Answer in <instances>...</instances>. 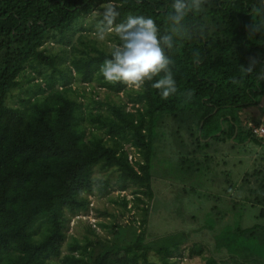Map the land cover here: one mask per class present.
Returning <instances> with one entry per match:
<instances>
[{
    "label": "trees",
    "instance_id": "trees-1",
    "mask_svg": "<svg viewBox=\"0 0 264 264\" xmlns=\"http://www.w3.org/2000/svg\"><path fill=\"white\" fill-rule=\"evenodd\" d=\"M173 0H0V264H49L60 257L71 215L89 210L88 194L96 189L103 195L107 180L93 178L94 166L118 171L124 190H134V207L153 196L151 163L154 156L152 137L156 115L188 119L191 137L225 135L231 144L264 143L252 128L242 126L239 112L258 105L264 98V0H202L199 13L189 14L186 24L191 35L178 40L167 50L177 92L162 99L153 81L140 90L126 83H110L100 72L119 39L115 24L107 29L110 50L87 44L76 48L71 57L74 80L88 83L95 79L126 100L113 105L108 115L97 113L104 134L87 133L80 125L81 104L71 96V68L65 77L52 78L42 96L24 99L22 107L5 103L7 94L18 84V76L29 60L58 72V56L44 48L46 41L69 39L84 14L99 9V21L106 6L118 13L116 23L129 16H150L161 34L169 29ZM75 47V46H73ZM253 71L244 76L242 68ZM163 75V74H161ZM60 86H59V85ZM131 102L134 110L126 109ZM227 126L222 129V126ZM199 132V133H198ZM107 137V138H106ZM136 160L130 161L129 147ZM196 153L194 149L190 155ZM261 160L264 161V155ZM246 188L244 202L259 206L258 218H264V163L241 178ZM238 200L233 201L236 208ZM126 205L128 200L123 198ZM140 232L126 244L90 240L83 246L70 243L62 264H149L150 246L145 243L148 207H141ZM94 231V230H93ZM224 233V231L222 232ZM90 250H87L89 246ZM216 248L225 250V259L208 257L203 264H264V225L230 228L218 235ZM175 248H160L165 264ZM200 252L191 248L190 254Z\"/></svg>",
    "mask_w": 264,
    "mask_h": 264
},
{
    "label": "rangeland",
    "instance_id": "rangeland-1",
    "mask_svg": "<svg viewBox=\"0 0 264 264\" xmlns=\"http://www.w3.org/2000/svg\"><path fill=\"white\" fill-rule=\"evenodd\" d=\"M100 14L99 9L84 14L69 39L62 41L58 35L56 39L46 41V51L59 58L58 72L52 74L50 67L29 60L18 76V84L7 94L5 103L22 107L24 99L42 96L40 88L46 89L51 78L57 85L56 77H65L71 68V96L81 104L82 119L79 123L86 130L87 138L91 133L103 135L104 130L98 128L97 121H91L89 113L110 114L114 104L126 100V93L116 94L97 79L79 83L74 80L71 66V57L77 53L75 49L85 48L80 42V35L84 36L85 43L110 50L112 42L108 32L115 31L111 28L106 32L103 41L97 38ZM135 107L131 102L126 104L127 110L132 111ZM239 117L246 128L264 127V98L258 105L241 110ZM226 126L227 123L222 129ZM192 132L193 126L188 119L175 118L167 113L156 115L152 132L155 151L151 163L153 196L149 199L146 195H140L144 202L139 203V207L133 205L134 190L139 186L127 183L125 189L121 190L123 182L118 171L94 166L93 178L107 180L109 186L103 195L98 189L88 194L87 212L71 215L61 256L49 259V264H62V257L69 252L70 243L75 241L82 246L89 240L92 243L97 240L110 244L129 243L135 232L143 229L139 224L141 207L149 209L144 227L145 243L150 246L149 264H165L159 249H171L175 245H178V249L174 250L170 259L174 264H203L211 256L220 261L227 256L224 249L219 251L216 248L218 235L223 237L230 228L264 225V218H258L260 207L244 202L247 192L241 185V178L246 172H252L264 163L261 160L264 143L247 141L233 145L218 132L219 137H203L197 144L195 138L191 137ZM125 147H129V153L135 152L128 142ZM194 149L196 153L190 155ZM124 197L128 200L126 205L123 203ZM234 200L239 201L236 208L233 207ZM194 247H200V252L191 255L190 249Z\"/></svg>",
    "mask_w": 264,
    "mask_h": 264
},
{
    "label": "clouds",
    "instance_id": "clouds-1",
    "mask_svg": "<svg viewBox=\"0 0 264 264\" xmlns=\"http://www.w3.org/2000/svg\"><path fill=\"white\" fill-rule=\"evenodd\" d=\"M201 7L202 0H173L168 32L161 34L152 17L129 16L116 23L118 13L111 5L106 6L97 26V38L103 41L107 29L115 24L114 31L120 43L111 48L109 58L100 68L104 79L110 83L131 84L140 90L146 81L160 77L153 86L159 90L161 98L173 96L177 85L170 68L173 61L166 49H173L178 40L191 35L186 18L189 14L199 13ZM252 71L251 66L242 68V75ZM258 78L264 79V76Z\"/></svg>",
    "mask_w": 264,
    "mask_h": 264
},
{
    "label": "built area",
    "instance_id": "built-area-1",
    "mask_svg": "<svg viewBox=\"0 0 264 264\" xmlns=\"http://www.w3.org/2000/svg\"><path fill=\"white\" fill-rule=\"evenodd\" d=\"M252 132L257 135V136H261L264 138V127L263 126H252ZM133 154V155H132ZM129 153V160L130 161H134L137 159V153ZM134 156V157H133ZM132 157H133V160H132Z\"/></svg>",
    "mask_w": 264,
    "mask_h": 264
}]
</instances>
